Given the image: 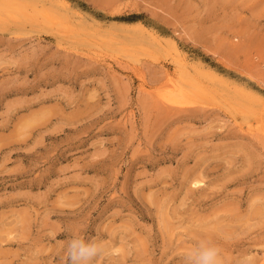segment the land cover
<instances>
[{
	"label": "rangeland",
	"instance_id": "374dc122",
	"mask_svg": "<svg viewBox=\"0 0 264 264\" xmlns=\"http://www.w3.org/2000/svg\"><path fill=\"white\" fill-rule=\"evenodd\" d=\"M253 105L264 0H0V264H264Z\"/></svg>",
	"mask_w": 264,
	"mask_h": 264
},
{
	"label": "clouds",
	"instance_id": "9594fccd",
	"mask_svg": "<svg viewBox=\"0 0 264 264\" xmlns=\"http://www.w3.org/2000/svg\"><path fill=\"white\" fill-rule=\"evenodd\" d=\"M105 248L102 239L72 236L66 246L68 264H92V261L104 253ZM221 261L220 249L206 240L199 241L184 255V264H221Z\"/></svg>",
	"mask_w": 264,
	"mask_h": 264
},
{
	"label": "bare ground",
	"instance_id": "6f19581e",
	"mask_svg": "<svg viewBox=\"0 0 264 264\" xmlns=\"http://www.w3.org/2000/svg\"><path fill=\"white\" fill-rule=\"evenodd\" d=\"M5 6H7V4H5L4 5V7ZM175 46V45H174ZM175 48H176V46H175ZM183 96H184V94H183ZM249 98V97H248ZM247 98V99H248ZM250 99V101L252 102V98H249ZM167 101H169V102H174L175 101V99L174 98H171V97H169V98H167L166 99ZM252 104V103H251ZM246 107H249L250 109H247V110H252L251 109V106L249 105V106H246ZM253 108H254V112L256 111L257 113H259V114H261L262 115V119H263V121H261V122H263V123H260V124H263L262 125V127L260 126V128H258V131L261 133V134H263L264 135V106H262L263 107V109H262V107H261V110L258 108V107H256V106H252ZM256 107V108H255ZM253 113V112H252ZM251 127H253V126H250V128ZM251 131H252V128H251ZM251 133V132H250ZM256 134V133H255ZM258 135V134H257Z\"/></svg>",
	"mask_w": 264,
	"mask_h": 264
}]
</instances>
